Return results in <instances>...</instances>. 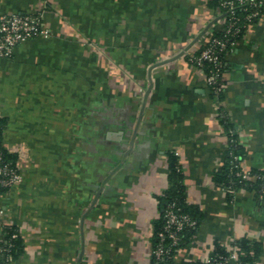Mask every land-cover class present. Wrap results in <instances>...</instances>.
<instances>
[{
	"label": "crops",
	"instance_id": "1",
	"mask_svg": "<svg viewBox=\"0 0 264 264\" xmlns=\"http://www.w3.org/2000/svg\"><path fill=\"white\" fill-rule=\"evenodd\" d=\"M18 11H41L51 35L0 57L3 142L21 172L0 195V264L7 224L22 251L6 264H152L171 151L200 220L174 263L246 237L264 264V198L216 178L221 117L242 168L264 171V6L225 54L219 98L188 57L221 27L210 0H0Z\"/></svg>",
	"mask_w": 264,
	"mask_h": 264
},
{
	"label": "built area",
	"instance_id": "2",
	"mask_svg": "<svg viewBox=\"0 0 264 264\" xmlns=\"http://www.w3.org/2000/svg\"><path fill=\"white\" fill-rule=\"evenodd\" d=\"M264 0H222L219 8L222 34H213L202 42L198 49L189 53V60L196 65L208 68L207 82L212 88V92L216 98H219L225 89L224 81V57L226 51L231 49L236 39L232 36L238 35L243 30L245 23H241L236 15L238 6H251V11L246 14V19L251 20L260 16L259 6ZM50 36L51 30L44 25V15L38 12H1L0 13V57L11 58L16 47L24 40L34 38L36 36ZM229 155L231 156L232 167L239 166L241 156L235 152L234 147L238 144L237 138L233 136L234 130H229ZM1 144V142H0ZM12 151V150H11ZM239 181L264 179V175L259 171L245 170L238 168L236 171ZM21 179L20 166L13 161L4 157L0 151V195L1 189L11 188ZM225 187V186H224ZM227 191L234 194L236 189L233 186L225 187ZM260 196L264 198V181L261 186ZM165 222L162 229L158 233L157 243L151 251L152 264H163L166 254L172 251L175 246L179 250L182 240L183 230L186 226H195L197 220L188 213L180 212L176 203H170L165 211ZM5 227V226H4ZM5 234V231H4ZM17 236V233H13ZM169 239V243H167ZM238 240L225 244L229 250V254L225 256L224 263L241 264L239 258L240 246ZM8 246L3 245V252L8 251ZM6 254V253H5ZM214 260L213 251L202 259V264H208ZM258 264H263L258 262Z\"/></svg>",
	"mask_w": 264,
	"mask_h": 264
},
{
	"label": "trees",
	"instance_id": "3",
	"mask_svg": "<svg viewBox=\"0 0 264 264\" xmlns=\"http://www.w3.org/2000/svg\"><path fill=\"white\" fill-rule=\"evenodd\" d=\"M222 0H210V3L215 8H223L221 6ZM263 6L264 1L260 4L259 10H260V16L263 12ZM251 6H238L236 8V15L238 16V20L241 23H245V26L243 27V30L240 34L232 36L234 39H238L241 37L247 28V26L252 23L253 21L257 20V18H253L251 20L246 19V14L251 11ZM224 9V8H223ZM221 29L214 30L213 34H222ZM227 52V51H226ZM226 54V53H225ZM224 54V55H225ZM206 72L208 71V68H205ZM221 121L224 123L225 127L228 129V135H230L229 130L233 129L232 124L228 122V119L226 117H221ZM6 126V118L0 116V151L4 154V157L8 160L13 161V163H17V153L14 151H11L3 142V131ZM233 136L237 138V135L234 131ZM235 152H237L241 156V148L239 144L234 147ZM169 167H170V173H169V179H170V186L167 189L165 195L163 196V211L161 213V216L156 223L155 227V242L154 245L157 243V237L159 231L162 229L164 222H165V211L167 206L170 203L175 202L177 207L179 208L180 212L188 213L190 216L195 218L197 220V224L195 226H186L183 230V236L182 240L180 242L179 247L184 245V243L189 240V238L197 231L199 227L200 220L198 216L195 214L194 210L191 208V206L188 204L186 199V186L184 183V174L179 162V158L177 154L174 151L169 152ZM239 166L238 167H232L231 163V156L229 155V151L226 157V161L224 164V167L221 171H219L216 174L217 181L221 183L225 187L233 186L236 191L242 187H247L256 190L257 194L260 195L261 193V186L263 184L264 179H257V180H244L239 181V177L236 174V171L238 168H242L241 166V158L239 160ZM252 171H259V170H252ZM264 175V171H259ZM9 189V188H8ZM8 189H1L2 193L5 192ZM229 195H233L231 192L228 191ZM5 231V243L3 245L8 246V251L5 252L4 256H2V263L6 264L11 260H14L22 251V239L20 232L18 228L14 225L7 224L4 227ZM17 233V236H13V233ZM169 243V239L166 241ZM240 250H239V258L241 261V264H258L260 262V255H261V244L258 241H252L246 237H242L238 240ZM2 245V246H3ZM153 245V246H154ZM178 250H176L175 246L172 248V251L168 254H166L163 264H175L174 263V257ZM229 254V250L227 246L221 242H217L215 245V248L213 250V257L214 260L208 264H225L224 258ZM152 263V258H151ZM202 260H198L195 262H192L191 264H202ZM227 264H233V263H227Z\"/></svg>",
	"mask_w": 264,
	"mask_h": 264
},
{
	"label": "rangeland",
	"instance_id": "4",
	"mask_svg": "<svg viewBox=\"0 0 264 264\" xmlns=\"http://www.w3.org/2000/svg\"><path fill=\"white\" fill-rule=\"evenodd\" d=\"M217 10L219 11V8H217Z\"/></svg>",
	"mask_w": 264,
	"mask_h": 264
}]
</instances>
